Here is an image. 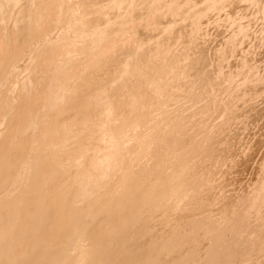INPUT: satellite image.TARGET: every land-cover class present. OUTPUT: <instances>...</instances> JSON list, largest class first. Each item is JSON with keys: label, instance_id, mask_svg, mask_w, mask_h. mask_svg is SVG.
I'll return each instance as SVG.
<instances>
[{"label": "bare ground", "instance_id": "6f19581e", "mask_svg": "<svg viewBox=\"0 0 264 264\" xmlns=\"http://www.w3.org/2000/svg\"><path fill=\"white\" fill-rule=\"evenodd\" d=\"M57 1L58 0H55V2H53V0H52L53 3L50 1L52 4L50 5L49 4L50 2H49L48 3L49 6L47 5L46 10L44 11V9H43V11L45 12L46 15L42 11V13L44 14V16L41 17V19H40L42 21H40L39 19L37 21L38 26H39L38 22L41 23L40 24L41 25L40 26V33L38 31H36V29L39 30V28L35 27L36 28V29H34V31H36L35 35L33 33L34 31L32 32L33 29L31 30L32 34L29 35V36L33 35V38H32L33 41L36 40L34 42V43H36L35 46L33 47L34 50H31L30 54H27V55H30V58H28V59L33 60L31 64L33 66L32 70L33 71L36 70L35 75L34 76L26 75L19 82V84H21L23 86V89H24L23 96L21 98H17V99L11 98L10 101L7 100L3 106L4 111L0 110V127L1 126L4 127L2 130H0V264H229V263H227L229 260H226V259L229 256V254L231 253V251L234 250L233 251L235 253L234 255L238 256V254H240V252L242 253V251H241L242 248L234 249L232 244L235 245L236 243L234 244V241L229 239L230 234L228 235L229 240H225L224 239L225 237H223V236H217L216 233L220 232L217 230L218 229L217 227H216L217 232H215V233L212 232L213 233L212 236H214V237L216 236V238L215 239L213 238L212 242L208 243V244H210L208 246V248H206L207 246H205V248L207 249V250H205V252L202 251V253H201V251H200V253H201L200 255H202V257H200L199 259H197L198 261H196V253H198V250H199L198 249V250H196L197 252H195V254H194L195 259L191 260L193 257V256L191 257V255H193V253L192 252L189 253L191 251V249L189 251L190 247L187 248L188 243H186L187 246L184 245L185 243L183 242V238L181 239V235H182L181 233L184 234V231L182 230L183 229L182 226L178 224V223L182 222L180 220L182 217L188 216L187 213H183V211L185 210V207L180 208V207H183L182 204H183L184 200L182 199V202H179L181 199L178 201L180 203V206H178V207H177V203H176V201H177L176 197H178V194L180 196L181 195L180 193H183L182 192L183 189L181 190V188H180L178 194H176L175 190H173V188L175 186L172 187L171 184H169L166 181L165 182L158 181L159 177L163 176L162 175L163 173L161 174V172L164 171V170L162 171L163 166L166 167L165 165L167 164V160L169 161V159H166V157L169 158L168 156L175 154L177 150H179V151H181V149L183 150V146L187 145V143H188V145H190L191 142L185 141V140H183V142H182V139H181V141H178V138L175 135L178 143L177 144L173 143L174 144L173 148H176V151H173L172 149H171L172 150L171 151L169 148H166L165 150L157 149L158 152L157 153L154 152V153H156V156L151 154L152 156H155V157H154V159H152L153 161L151 163H149L148 159H147L148 161L146 160V162H145V160H143L142 157H137V154L140 152L139 153L140 155L143 154L142 156H145L144 153L142 152V151H145L143 149H146L145 147L152 145L151 143H149V140H150L149 138H151L150 133L158 134L162 125L164 126V124H162V122L166 117L163 116V118L165 117L164 119L159 118L160 120H158V121H160L162 124V125L160 124V126H161L160 128L157 126L158 121H157V125H155V123H154L153 125H155V126H153L151 123L148 124L147 120H146L145 123L148 125L145 124V126H143L141 124L142 126L139 125V127H138V128H141L142 130L143 129H145V131L147 130L146 132L143 133L139 130V132H141V133L138 132L139 133L138 136H137V133H136V135L135 134L133 135L131 133L130 137L127 135L128 133L126 132V130L128 131L131 128L130 123H128L126 121L132 120V123H137V118L134 117L135 113L129 114L130 111L128 110V108L130 109V106H133L132 109L134 110V107H135V109H137L139 107L141 108V106H142V110H143V106L146 105L147 103L149 105H151L152 101H153L152 100L153 97L151 99L152 101L150 100L151 94L155 96V92L160 91L161 87H164L163 89H165V86H167L168 84L170 85V83L171 84L173 83L171 86L175 87V88L172 87V89L174 88V90L172 91V89H171V92L167 94V95L170 94V97L168 96L169 97V98L167 97L168 99L165 98L166 100H168V101H166V102H168V104L164 103L165 107L163 106V109H161L162 107L160 104V110L163 111L162 112L163 115H165V114L168 115L169 111H167V110L173 109L172 105L174 103L173 102L174 99L171 100V98L173 96L177 97L176 98L177 102L175 101L176 105H177V103L179 104L180 99L185 100L189 96H191L190 94H192V99H194L195 97H193V93L196 90L198 91V88L202 87L205 84V81L200 80V78L198 79L201 81V82L199 81L200 83H196L195 80H194V82L190 81V80H192V78L191 79H188V78L183 79L181 77L182 79H178V78H180V76L178 78H173L175 76V75H173L174 69L172 70L170 68H166L169 64H167L166 67L163 66L164 65L163 62L165 60L162 61L164 59L162 57V55H164V54H162V51L165 48H162V44H165L166 42L169 43L171 40L175 39L176 36H178V34L181 32V31L180 32H178V31L182 30L181 29L182 27H180V26H184L181 24L182 21L175 23L174 19H173V22L175 23V25L174 24L173 25L175 28L173 30V33H169V34H167V36H163V35H165L163 32H161L163 34H160L158 32L159 30L156 31V32H158V34L162 35L161 36L162 38L160 41H157V42L154 41L157 44L153 43V44H155L153 46H150L151 44L147 45L146 43L140 45V42L138 44L136 41V39L138 37L140 38V35H142V38L146 39L147 42H149L150 39H152V40H150L152 42H153V39L154 40L156 39L153 37V35L151 36L152 31L154 33V36H155V34H156V37H158V36H157V33L154 32V30H155L154 29L155 27H153V26H155L154 24L153 25L151 24L153 29H148L150 25H146L148 23L147 19H146L147 23L146 24L143 23L142 25L143 26L145 25V27L148 26V28L147 27L144 28L142 25L139 26L138 23H137L138 25L135 24L136 23L135 20L138 18V16L140 19L141 18L140 15L143 12L142 11L140 14H136V15H138L136 17V19L132 18L133 14H134L133 9H135L134 6H135V4H137V2L139 0L136 3H135V0H115L116 3L115 2H114L115 4L113 3L114 5L111 6L112 8H110V6H109V8H107L106 11H105L106 8L105 9L102 8L103 11L105 12V19L106 20H104L102 18L103 13H101V12L99 13V9H98V11L96 10L95 13H92L91 9L94 8L95 4L93 5L94 2H91V0L90 1L78 0V2H76V1L74 2V0H63V2H62L63 3L62 7H64L63 12L64 13L65 12L71 13V11H72L71 15H69V16H72L74 12L82 11L81 9H84L85 15H87L89 17L90 16L93 17L95 15V17L98 16L96 18H101V19L100 20H98V19L97 20H95V19L94 20L93 19L92 20L91 19L85 20V24L88 21V25H86L79 33L80 36L78 38L83 39L80 41L86 42V43L90 44L91 46L84 47L83 45H81V47L73 48L71 46V43H69L70 37L67 35V31H66V28L68 26L67 25L63 26L64 24L62 23L63 24L62 26L64 27V33L60 36V38H59L60 41L57 40L59 42V44H58L59 46H57V44H54L52 47H49V46H46L47 44L45 43V41H42L43 39L41 40L40 37H41V35L49 37L51 35V33L53 32V29H55V27H56V26L53 27V25H55V24L52 21L55 22L56 20H58L57 18H58L59 13L57 11V4H58ZM92 1H94V0H92ZM97 1H99V0H97ZM111 1H113V0H111ZM140 1H142V0H140ZM164 1H167V0H164ZM170 1L171 0H169V2ZM183 1H185V0H183ZM204 1H203V3H204L203 7H201L202 5L201 6L197 5L200 8H196L193 11V14L190 15V18L192 17V19H193V18L197 17L196 16L197 12H198V15H200L199 13H201V15H200L201 20L199 19V21L202 24H204V22L208 19H206L204 21L203 19H205V18H203L202 16L204 15V17H205V16L209 15V13L205 15V12H210L211 10L213 12V11L218 10V12L216 11V13L218 14V17H217L218 21L221 20L222 17L225 15H226V17H229L232 13L231 11L229 13V10L228 11L223 10L224 8L228 9V5H230L229 7H231V3H232L231 0H206V5H205ZM235 1H237L238 3L240 2V0H235ZM260 1L263 2L264 0H251L250 2L251 3H255V2L257 3ZM33 2H31V3H33ZM38 2H40V0ZM149 2H150V0H149ZM163 2H162V4H163ZM242 2H243V0H242ZM244 2H245V0H244ZM36 3H35V5H36ZM185 3L186 2H183L184 5H185ZM236 3H233V4L235 5ZM138 4L142 5L143 3L139 2ZM150 4H152V1L150 2ZM150 4L148 3V5L146 7H144L145 8L144 11L146 10V12H143V14L145 13V16L146 15L149 16V13L154 12V10L152 8L151 9L153 11L151 9H149ZM153 4L155 6L154 0H153ZM167 4H168V2H167ZM170 4L173 5V6H171L172 7L171 9L175 11V10L179 9L180 5H182V1L181 0H174V1L170 2ZM33 5H34V3H33ZM59 5H61V3ZM156 5L158 6V2ZM165 5H166V3H165ZM165 5L163 6L164 7L163 8L159 4V11H160V9H161V11H162V9H165ZM29 6H30L29 0H0V66L4 60L6 63V58H8L7 56L9 55L10 50H8V47H9V41L8 40L13 37L14 34L12 35L11 30L15 26L14 25L13 27H11V24L12 25L17 24L18 26L22 24V29H23V27H24L23 22L29 20V18L27 19V17H29V16L31 17L34 12L36 13V11H34L32 9L33 7L30 8L31 6L30 7ZM41 6H43V5H41ZM204 6H205V8H204ZM259 6H257V7H259ZM28 7L30 8V10L32 9V11H34L31 15L29 13L27 14L28 9H29ZM35 7H34V9H35ZM167 7H166V9L168 10ZM186 7L188 8V6H186ZM261 7H263L262 4H261ZM114 8L124 9V11L121 10L122 11L121 14L119 13L121 20L128 13V16H125V18L127 17L126 20L124 19L125 21L121 22V20L119 19L121 22V23L119 21H118L119 23L117 22L119 25L120 24L125 25L126 23H129V25L131 24L130 28H129V26H127L128 28L124 27V28H126V30H124L123 26H122L123 33L120 35L118 34L116 36V38H114V36L112 37V35L114 33L110 32L111 26H113V24H115V22H113L112 19H110L109 17L106 16L107 13H110V10H114ZM102 9H100V11ZM141 9H143V8H141ZM38 10H39V7H38ZM41 10L42 9L40 7V11ZM155 10H156V7H155ZM172 10H171V12H172ZM204 10H206V11L202 13V11H204ZM16 11L18 13L17 16L15 15ZM61 11H62V9H61ZM89 11H91V12H89ZM54 12H56V13L53 14ZM164 12H165V10H164ZM167 12H169L168 14L171 15L170 10H168ZM212 12H211V14H212ZM30 13H31V11H30ZM42 13H41V15H42ZM64 13H63V15H64ZM136 13H138V12H136ZM154 13H156V12H154ZM157 13H159V12H157ZM216 13L214 14L215 16L217 15ZM259 13H260V11H259ZM262 13H264V11H262ZM61 14H62V12H61ZM110 14L113 17L115 16L114 12L110 13ZM143 14H142V16L144 18ZM165 14L167 15V13H165ZM165 14H163V15H165ZM25 15H26L25 18L27 20H24L23 16H25ZM36 15H37V13H36ZM152 15L153 14L151 13L149 17H151ZM212 15H209L210 17H208V18H212L213 17ZM256 15H257V13H256ZM260 15L258 14V17ZM147 16H146V18H147ZM34 17L36 18V16H34ZM134 17H135V14H134ZM161 17L162 16L157 17V14H156V16L153 17L154 18L153 21L157 22L156 20L159 19L158 21L161 22V20H160ZM163 17H165V16H163ZM35 18L32 17V20L33 19L35 20ZM64 18L65 17H61L62 20H64ZM182 18H184L183 20L185 21V17L182 16ZM244 18H246V17H244ZM166 19H167V17H166ZM59 20H60V17H59ZM140 20H142V19H140ZM163 20H162V22L164 23L165 20L164 21ZM170 20H172V19H170ZM186 20H187V15H186ZM64 21L68 22L69 20H66V18H65ZM64 21H62V22H64ZM167 21H169V20H167ZM199 21L195 22V23L193 22V25L199 26V24H200ZM237 21H238V19H237ZM251 21H249V23H251ZM31 22L34 23V21H31ZM58 22L59 21H57V23ZM69 22H68V24H70L69 26H71V28H73L75 26L78 27L81 25V24H79L80 19L77 17V14L72 17V20L70 18ZM210 22H212V21H210ZM234 22H235V20H234ZM246 22H247V20H246ZM33 23H32V25H33ZM60 23H59V25L61 26ZM152 23H154V22H152ZM163 23L161 25L162 29L164 28V27H162ZM167 23H170V22H167ZM171 23H172V21H171ZM241 23H243V22H241ZM252 23H254V22L252 21ZM246 24H248V23H246ZM26 25H27V23H26ZM32 25H30V26H32ZM59 25L57 24V27ZM138 26L140 28H137ZM156 26L158 27V25H156ZM237 26H239V25H237ZM114 27L116 28V26H114ZM157 27H156V30L159 29ZM228 27H229V25H228ZM118 28H119V26H118ZM141 28H142V30L144 29L145 31L147 29L151 30V31H149L151 33H149L148 31H147L148 34H147V32L141 33V32H143L142 30H141V32L139 31ZM263 28L264 27H262V29ZM15 29L16 28H14V31H15ZM18 29L19 28H17V30ZM218 29H219V26H218ZM233 29L234 28H233V24H232L230 26L229 30L226 29V31L221 32V29H219L218 31L217 30L216 31H217V34L220 31V34H224V36L226 34L228 36H229V34H230V36H233V34H232ZM238 29H240V28H238ZM25 30L27 31L29 29L27 28ZM25 30H22V31H25ZM112 30L113 29H111V31ZM118 30H117V32L121 31V29H120V31H118ZM188 30H189V28H188ZM246 30H247V28H246ZM19 31H21V29H19ZM58 31H59V29H58ZM175 31L178 32V34H174ZM29 32H30V30H29ZM113 32H114V30H113ZM117 32L115 31L116 34H117ZM164 32L166 33V31H164ZM190 32H191V29H190ZM17 33L18 32H16V34H15L16 36H14V37L20 36L19 34L21 32H19L18 35H17ZM234 33H236V32L234 31ZM22 34L24 35L25 33H22ZM27 34H29V33H27ZM116 34H114V35H116ZM127 35L129 37L130 36L131 37L129 38ZM237 35L238 34L236 33V36ZM244 36H245V34H244ZM20 37H22V36H20ZM26 37H28V36H26ZM190 37H191V35H190ZM39 38H40L39 41H41V43L38 42ZM111 38H113V40ZM23 39H26V38H23ZM27 39L29 40V38H27ZM223 39L225 40V37ZM7 41H8V45H7ZM15 41H18V40H15ZM33 41H32V44H29V45H33ZM57 41H56V43H57ZM62 41H67V43L66 42L63 43ZM163 41H164V43H162ZM47 42L50 43L49 40ZM52 42L53 41H51V43ZM61 42L64 45L61 44ZM144 42H146V41L144 40ZM26 43L28 44V42H26ZM204 43H202V44L205 45ZM260 43H262V42H260ZM13 44L15 45L14 42H13ZM22 44H24V43H22ZM207 44H208V42H207ZM10 45H11V43H10ZM108 45H109V48H108ZM143 45H145V46H143ZM213 45H211V46H213ZM76 46H78V45H76ZM175 46H177V45H175ZM15 47H18V46H15ZM206 47H209V46H206ZM206 47L201 46L200 48L202 50L199 49V51L200 52L207 51ZM27 48L28 47L25 46V48H23V49H27ZM233 48H234V46H233ZM90 49H91V51L88 52V50H90ZM20 50H21V48H20ZM195 50H196V48H195ZM208 50H209V48H208ZM98 51H100L101 53ZM123 51H125V53H126V54H124V56H122V58L124 57V59H125V55H128L126 51H130L133 53H134V51H136L137 55L135 56V53L132 56L129 55L131 57L129 58V56H128L129 59L126 62L124 61V64H123L124 67L121 65V67H123V68H121V70L122 69L125 70V73L121 72V74H120L118 72L119 73L118 76L114 75L115 80L114 79L113 80H114V82H117L116 85L113 84V82L111 83V81H110V83H105V81L107 82V80L110 78L108 77L109 75L108 76L106 75V77H108L107 80L104 79L105 80L104 81L101 79V77H104L103 73L105 71L102 73L103 69L106 70V68H111L113 66L112 62H115L113 60L114 59L113 57H115V55H117V53L123 52ZM137 51H139V52L137 53ZM147 51H150V52H147ZM153 51H156V52H153ZM113 52H115V53H113ZM13 53H14V50H13ZM13 53L10 52V55L13 57L15 55H17L16 52H15L16 54L14 53L15 55H12ZM22 53H24V51ZM22 53L20 52L18 57H20L22 55ZM25 53H27V52L25 51ZM151 54H154V56ZM24 55H22V57H24ZM199 56H200V53H199ZM22 57H20V58H22ZM176 57H177V55H176ZM196 57H198V56H196ZM12 58L10 57V59H12ZM15 58L17 59L16 56H15ZM149 59H152V60L149 61ZM199 59L201 60V58H199ZM8 60H9V58H8ZM14 60H12V61H14ZM18 60H19V58H18ZM18 60H16V61L18 62ZM146 61L149 62V64H147ZM196 61H197V59H196ZM122 62L123 61L121 60V63ZM12 64H14V63H12ZM16 64L14 67L17 66ZM118 64H120V63H118ZM182 64H184V63H182ZM190 65H191V63H190ZM169 66H171V65H169ZM193 66H195V64H193ZM24 67H26V66H24ZM24 67H23V69H24ZM180 67L181 66H179V68ZM184 67H187L186 69L189 68L188 64H185ZM184 67H182L183 70H185ZM208 67H209V65H208ZM7 68H8V66H7ZM30 68H32V67L30 66L29 69ZM118 68H116V70ZM205 68L206 67H204V70H206ZM11 69H13V68H11ZM118 70H120V69H118ZM202 70H201V72H202ZM13 71L15 72L17 70L15 69ZM55 71H56V73L53 75V73ZM166 71H168V74H169L167 80H168V82L169 81H171V82L167 83L165 85L163 83H166V81H167V80H165L167 77L166 76L167 73L165 75L166 77L164 78L165 82H164V80H162L163 81L162 82L159 78L160 77L163 78L164 75L162 76V74L163 73L165 74ZM176 71H175V74H176ZM21 72H22V70H21ZM25 72H26V70L23 71V73H21V74H24ZM113 72H114V70H113ZM196 72H197V70H196ZM211 72H212L211 69L203 71L202 76L203 75L205 76L207 73H211ZM3 73L5 74V72H3ZM3 73H1V74H3ZM18 73H20V72H18ZM57 73H59L60 76H58ZM100 73L103 74V75H101V77H99ZM122 73L127 74L128 76L125 77L124 74L122 75ZM159 73H161V76H159V78H158V75H160ZM185 73H186V71H185ZM188 74H190V73H188ZM195 75H196V73H195ZM198 75H200V74H198ZM228 75H231V74H228ZM10 76H13V75L11 74ZM197 76L195 79H197ZM1 77H4V75ZM6 77H4L3 79L6 80L5 79ZM124 77H125V80H124ZM170 77H172V78H170ZM186 77H188L187 73H186ZM121 78L123 79V81H119V79H121ZM198 80H197V82H198ZM55 81H58L59 84H55ZM2 83H3V81H0V88H2ZM111 84L115 85V86L111 87L110 86ZM148 84H150V85H148ZM98 85H99V88L95 89L96 86H98ZM209 86H210V84L208 85V87ZM167 88L169 89V86H167L166 89ZM203 88H206V90H207L206 86ZM12 89L10 88L9 91H11ZM1 90L2 89H0V95L3 94V91H1ZM180 90H181V92H180ZM203 91H205V89ZM7 92L8 91H6V93ZM161 92H162V90H161ZM52 93L57 94V97L55 99H53L51 97ZM200 93H201V91H200ZM175 97H173V98H175ZM223 98H224V96H223ZM226 98H227V96H226ZM107 99H109V100H107ZM158 99L159 100L155 99L154 101L157 100L159 102L161 98H158ZM21 100H22V102L20 103ZM164 100H161V101H164ZM148 101H151V102H148ZM157 101H156V103H157ZM181 101H183V100H181ZM138 104H140L139 107L136 106ZM216 104H217V102H216ZM152 106H153V104H152ZM157 107L159 108L158 105H157ZM157 107H156V109H157ZM147 108H148V106H147ZM147 108L144 107V110L146 109L145 111H147ZM174 108H175V104H174ZM126 109L129 111L128 114H127ZM132 109H130L131 112H132ZM139 109H137V110H139ZM153 109L156 110L155 108H153ZM176 109L177 108H175V110ZM14 110H16V111L14 113H12ZM10 111H11V115L9 116ZM89 111H90L91 115H93V116H91L90 113L86 114V112H89ZM139 111H141V110H139ZM150 111H152V110H150ZM150 113H152V112H150ZM158 114L157 115L155 114V116H152L154 114H150L152 117L147 115V117H149L148 120H150L152 118L156 122V119H158L157 116H159ZM177 114H179V113H177ZM13 115H14V117H12ZM96 115H97V117H96ZM137 115L140 116V114H136V116ZM144 115L146 116V112L144 113ZM169 115L171 116V114H169ZM172 115L174 116L173 113H172ZM147 117H145V118H147ZM145 118H143V119L145 120ZM44 119H45V121H44ZM152 119H151V122H152ZM175 120H177V119H175ZM80 121L82 122L81 126H79V124H76V122H80ZM164 121H167V118ZM181 121H183V120H181ZM191 122H192V120H191ZM111 123H113V125ZM139 123H141V121ZM170 123H171V121H170ZM166 124L168 125L169 123L167 122ZM118 125H121V126H119V128H118ZM178 125H176V126H178ZM169 126H170V124H169ZM173 126H175V125H173ZM32 127H34V128L32 129ZM95 128H101L102 133L105 135L104 136L105 139L103 140V138H99V141H100V143H102V140H103L102 145H104L105 142H106V144L108 143L109 144L108 146H110L109 148L106 147L104 149V148H102V146H99V145L94 144L92 142V139L93 140L97 139V137H96V139H94L96 135L93 138V134H92L93 132L91 133L92 129L96 130ZM135 128H136V130L138 129L137 127H135ZM165 128H168V127H165ZM206 128H207V126H206ZM161 129H163V128H161ZM124 130H125V132H124ZM180 130H182V129H180ZM10 131H14L15 134L10 136L9 135ZM206 131H207V129H206ZM51 132H52V135L49 136V134ZM174 132H176V131H174ZM180 133H181V131H180ZM95 134H96V132H95ZM154 134H153V139H154ZM159 134H161V131ZM215 134H217V133H215ZM190 135L191 134H189V137H190ZM184 137H185V135H184ZM147 138L149 139L148 142H146ZM176 138H175L174 142H176ZM153 139H152V141H153ZM191 139H192V137H191ZM217 139H218V137H217ZM179 140H180V137H179ZM133 141H135V142H133ZM165 141H167V140H165ZM154 143H156V142L154 141ZM162 143H164V142H162ZM169 143H167V144H169ZM149 144H151V145H149ZM125 145H128V146L124 149L123 147ZM139 146H142V148L140 150H138V149L136 150V148L137 147L139 148ZM254 147H256V146H254ZM178 148H181V149H178ZM191 148H193V147H191ZM93 150H95V151H93ZM194 150L195 149H193V151ZM92 151L94 154H91ZM150 151H152V149ZM179 151H177V152L179 153ZM141 152H142V154H141ZM147 153H148V151H147ZM190 153L192 154V151ZM253 153H255V152H253ZM182 154L184 155L183 152H182ZM151 155L149 157L153 158ZM205 155H207V154H205ZM149 157H147V158H149ZM175 157H176L175 155H174V157L172 155V158H174V160H173L174 162L176 160ZM177 157H179V154ZM182 159H181V161H182ZM215 160H217V158ZM171 161H172V159L170 160V162ZM183 161H186V160H183ZM219 161H216V162L219 163ZM174 162H172V163H174ZM186 162H188V161H186ZM144 163H145V165L143 166ZM146 163H147V165H146ZM150 164H151V166H153V168L150 166ZM207 164L208 163H206L205 166H207ZM159 165H160V167L162 166L161 167L162 169H158ZM167 165H169V164H167ZM182 165H184V164H182ZM215 165H216V163H215ZM221 165H223V164H221ZM149 166H150V168H152L154 170H152V169L150 170ZM175 166H177V165H175ZM217 166H219V165H217ZM217 166L215 167L213 165V169L214 168L216 169ZM224 166H226V165H224ZM190 167H191V165H190ZM248 167H249V165H248ZM156 168H157V170H155ZM175 168L173 167V170ZM182 168H184V166ZM202 168L204 169L203 165H202ZM206 168H207V171L211 172L210 171L211 169L208 170V167H206ZM168 169H170L169 166H168ZM189 169H188V171H189ZM198 169L200 170V168H198ZM223 169H225V168H223ZM227 169L229 170V168H227ZM227 169H225V170H227ZM232 169H231L230 173H232ZM240 169H242V168H240ZM158 170L161 171L160 172L161 176L158 177V175H160V174H158L157 176H154L156 172H153V171H158ZM184 170H186V169L184 168ZM194 170H197V169H194ZM218 170H219V168H218ZM218 170H217V172H219V173H220V171H222V170H220V171H218ZM236 170H235V172H236ZM238 170H239V168H238ZM178 171L181 172V169ZM192 171H193V169H192ZM151 172H153L154 175H152L150 177L149 173H151ZM166 172H168V170L166 171V169H165V173ZM180 172H177V173H180ZM199 172H201V170ZM196 173L198 174V171ZM214 173H211V175H213ZM74 174H77V176H80V177H76L73 179L72 177ZM170 174L171 173H169V175H168V173H167L166 175L168 176V178L171 177L172 178L171 180L173 182L176 178L173 180L174 176L172 177ZM190 174H192V173H190ZM203 174H205V173H203ZM226 174H227V172H226ZM226 174H225V176H226ZM209 176L206 175V177H209ZM220 176L222 177L223 175L221 174ZM178 177H179V175H178ZM182 177L180 176V180ZM190 177H191V175H190ZM198 177H200V176H198ZM203 177H205V176H203ZM24 178H25V183L23 185H21L22 186L21 187L20 182L22 183V181H23L22 179H24ZM165 178H167V177L165 176ZM188 178H189V176H188ZM201 178H202V176H201ZM201 178L198 180L199 182H200ZM218 178L219 177H217V179ZM232 178L230 179L228 177V180L225 179V182L227 180V184H229L230 182L232 183V181H233ZM162 179L164 180V178H162ZM167 179H165V180H167ZM185 179L183 178V180H185ZM202 179H205V178H202ZM214 179H212V180H214ZM176 180L178 182H180L179 179H176ZM207 180L209 181L208 178H207ZM190 181H191V179H190ZM210 181H211V176H210ZM159 182H163V183L162 184L160 183L161 185L159 186V184H158ZM169 182H171V181H169ZM176 182L173 184H178ZM200 183H203V182H200ZM210 183L211 182H209L208 184H210ZM213 183H215V182H213ZM223 183L224 182L222 181V183H220V184L222 185ZM186 184H188V189H189V183L186 182ZM199 184H197L198 186L195 184L194 185L199 187ZM215 184H217V182ZM182 185H184V183ZM201 185H202V188L204 187V189L199 190V191H198V189H196L197 191L192 193L191 196H190V194H188V192H185L188 194V196H190V198L187 199L188 202H184V203H186V205L188 204V206H190L189 204L193 203L195 200H198L200 197H202L201 196L202 193H207V195L211 196L213 200L215 198L219 197V196H217L218 195L217 192H219V189H220V187L218 185H212V184L207 185L206 184L207 185L206 188H205V186H203V185H205L204 183ZM225 185H226V183H225ZM177 186H179V185H177ZM19 187H21V189L16 193V191ZM27 187H29L31 189H29ZM175 188H177V187H175ZM182 188H184V187H182ZM200 188H201V186H200ZM190 190H191V188H190ZM192 191H194V190L192 189ZM171 192H173V194L175 193V195L172 196ZM261 193H262V191H261ZM76 194H78V197H76ZM187 194H186V196H187ZM249 195H251V194H249ZM8 196H9V199L7 198ZM262 196H264V195H262ZM5 197L8 200L5 199ZM231 197H233V196H231ZM180 198H181V196H180ZM182 198H184V197L182 196ZM237 198H238V196H237ZM219 199H217V200H219ZM224 199H225V197H224ZM233 199H234V197H233ZM239 199L240 198H238V201L241 203V200H239ZM242 199H244V198H242ZM255 199H257L256 196H255ZM255 199L253 200V202H255ZM218 202L220 204V201H218ZM248 202H249V200H248ZM259 202H261V199ZM259 202H258V205H260ZM216 203H215V205H216ZM237 203L235 202L236 205H237ZM243 203H244V201H243ZM213 204H214V202H213ZM221 204H222V202H221ZM246 204H247V202H246ZM248 204H251V203H248ZM184 206H185V204H184ZM241 206H243V205H241ZM203 207H204V204L202 203V208ZM247 207H248V205H247ZM206 208H203V209H206ZM242 208H245V207H240L239 209H242ZM260 208H261V206H260ZM203 209H200L197 212H200V211L202 212ZM243 210H245V209H243ZM247 210H249V209H246V212H247ZM250 210H251V208H250ZM250 210L248 213H250ZM185 211H187V210H185ZM203 211H205V210H203ZM212 211H210L211 215H212ZM238 212L240 213L241 210H239ZM189 213H194V212L192 211ZM216 214L219 215L221 213H216ZM195 215H197V214H195ZM201 215H202V213H201ZM248 215H251V214H247V216ZM199 216H200V214H199ZM219 216H221V215H219ZM235 216H234V218H235ZM9 217H12V220L9 219ZM204 217L208 218V215L204 216ZM223 217L221 220H223ZM229 217L231 218V216H228V218ZM232 217H233V215H232ZM236 217H238V214ZM239 217L241 218V216H239ZM188 218L189 217H187V219ZM202 218L200 217V219L199 218L198 219L201 220ZM219 218H217V219H219ZM228 218H226L225 220H227ZM234 218H232L231 220H233ZM196 219H197V216H196ZM198 219H197V221H198ZM210 219H213V218H210ZM179 220L181 222H178ZM182 220L186 221V218H182ZM189 220H191V218ZM237 220L238 219L236 218L235 222H237ZM207 221H208V219L206 220V222ZM212 221L213 220H211V222ZM215 222L216 221L214 220V223ZM227 222H228V220H227ZM230 222L233 223L232 221L229 220L228 223H230ZM196 223L198 224L199 222H196ZM196 223H193L192 225L196 226L197 225ZM224 223L226 224V221ZM204 224H205V222H204ZM182 225H184V224H182ZM198 225H200V224H198ZM220 225H221V223H220ZM222 225H224V224H222ZM239 225H240V222H239ZM239 225H235V226H237V228H238ZM186 226H187V224L185 225V227ZM202 226H204L203 223H202ZM202 226L200 225L199 228H201ZM231 226H232V224H231ZM187 227H190V226L188 225ZM192 227H190L191 228L190 230H193ZM193 228L197 229V227H193ZM220 228H221V226H220ZM228 228L230 229V227H228ZM232 228H233V232L235 233L234 230L236 228L234 227V224H233ZM259 229H260V231H262L261 227ZM202 230L203 229L201 228V231ZM219 230H221V229H219ZM225 230H226V228H225ZM253 230H254V228H253ZM256 230H258V228ZM221 231H223V230H221ZM188 232H189V229H188ZM225 232H227V231H225ZM225 232H224V234H225ZM248 232H249V229H248ZM254 232H255V234L257 233V231H254ZM199 233H200V231H199ZM185 235L186 234H184L183 236L186 240L188 237H185ZM208 235H210V234H208ZM226 235L227 234H225V236ZM232 235H233V233H232ZM250 235L253 236L254 233L252 232V234H250ZM260 235H261V233H260ZM260 235H259V237H260ZM187 236H190V235L187 234ZM249 236H248V238L252 237V236L251 237H249ZM254 236L256 237L257 235H254ZM210 237H211V235H210ZM245 237H247V236H244V240H245ZM248 238H247V240H249ZM252 238L255 239L254 237H252ZM200 240L202 241V239H200ZM210 240H211V238H210ZM210 240L208 239V242ZM237 240H239V239H236V241ZM255 240H253V241H255ZM261 240L262 239H260V241ZM187 241H188V239H187ZM201 241H199V242L201 243ZM206 241H207V238H206ZM253 241H252V243H254ZM191 242L192 243H190V241H189V243L191 245H193V241H191ZM248 242L251 243L250 241H248ZM248 242L247 243L244 242V243L247 245ZM261 242H263V241H261ZM241 243H242V241H241ZM196 244L199 245V243H195V245ZM201 245H203V244H201ZM239 245H240V243H239ZM262 245H261V247H262ZM247 246H249V244ZM258 246H259V244H258ZM198 247H196V248H198ZM251 249L252 248H250V250ZM263 249H264V246H263ZM246 250L248 251L249 249H246ZM256 250H257V248H256ZM247 251L245 252V254L247 253ZM232 254L233 253H231V255ZM249 254H250V252H249ZM262 254H263V252H262ZM234 255H232V256H234ZM255 256L256 255L254 254V257ZM261 256H264V255H261ZM249 257H250V255H249ZM249 257H248V259H249ZM197 258H198V255H197ZM230 258L232 259V257H230ZM234 258H235V256H234ZM234 258L232 259L233 260L232 262H234ZM231 259H230V261H231ZM238 259H240V258H238ZM251 259L253 260L254 258H251ZM200 260H202V261H200ZM243 260H244V258H243ZM199 261H200V263H199ZM241 263H243V262H241ZM241 263H239V264H241ZM248 263H249V261H248ZM256 263L257 262H255V264Z\"/></svg>", "mask_w": 264, "mask_h": 264}, {"label": "rangeland", "instance_id": "374dc122", "mask_svg": "<svg viewBox=\"0 0 264 264\" xmlns=\"http://www.w3.org/2000/svg\"><path fill=\"white\" fill-rule=\"evenodd\" d=\"M34 1V2H33ZM29 0V2H30V8H32L34 11H36V13H37V15H36V13L34 12V11H32V9L30 10V8L28 9V12H27V14L29 13L30 15L32 14V16L30 17H27V19L29 18V20H27L25 17H26V15L25 16H23L24 17V20H27V21H24L23 23V29H22V24L21 25H17V24H11V27H13L14 25V27H13V29L11 30L12 32V35H13V37L14 36H16L15 34H16V32H18L17 33V35L19 34V32H21L19 35L20 36H22V37H20V36H17V37H12V38H10L8 41H9V47H8V50H10L9 51V55L7 56L8 58H9V60H8V58H6V63H5V60L1 63V66H0V74L1 73H3V72H5V74L3 73V74H1L0 75V81H3V83H2V88H0V89H2L1 91H3V94H1L0 95V110H3L4 111V109H3V106H4V104H5V102L7 101V100H11V98H21L22 96H23V94H24V89H23V86L21 85V84H19V82L26 76V75H30V76H34L35 75V73H36V70L35 71H33L32 69H33V66H32V59L30 60V59H28V58H30V55H27V54H30V51L31 50H34V46H35V44L36 43H34L36 40H32V38H33V35H31V36H29L30 34H32V32L34 31V29H36V28H39V30L38 29H36V31H38L39 33H40V22H38L39 23V26H38V24H37V21H38V19L40 20L41 19V17H43L44 16V14H45V10H46V8H47V5L49 6V4L51 5L53 2H55V0H53V2H52V0H40V2H38L39 0ZM52 3H51V2ZM78 2V0H74V2ZM85 1V0H84ZM88 1H90V0H88ZM138 0H135V3L137 2ZM152 1V4H150V2ZM164 0H154V3H155V6H154V4H153V0H150V2H149V0H142V1H138L137 2V4L140 2V3H143L142 5L141 4H135V6H134V8L135 9H133L134 11H133V13L135 14V17H134V14H133V16H132V18L133 19H136V17L138 16V15H136V14H140L142 11L143 12H146V10L144 11V7H146L147 5H148V3L150 4V8L149 9H153L154 10V12H156V13H154V12H151L153 15L151 16V17H149L150 16V14L151 13H149V16H147V18H146V16H145V13L143 14V12L141 13V18L140 19H142V20H140L139 19V16H138V18L135 20L136 21V23L135 24H139V26H141L143 23H147L146 22V19H147V21H148V23L146 24V25H150L151 26V24L153 25H155V26H153V27H155L154 29V32L155 33H157V36L158 37H156V34H155V36H154V33H153V31H152V34H151V36L153 35V37L154 38H156L155 40L153 39V42L152 41H150V40H152V39H150L149 40V42H147V40L146 39H144V38H142V35H140V38L138 37L137 39H136V41H137V43L139 44V42H140V45L141 44H144V43H146L147 45H150V46H153V45H155V44H153V43H156L157 41H160L161 40V36L162 35H160V34H165V35H163V36H167V34H169V33H173V30H174V25H175V23H178V22H181V24L182 25H184V26H180V27H182L181 29L182 30H179L178 32H180L179 34H178V32H176L175 31V33L174 34H178V36H176V38L175 39H173V40H171L169 43L168 42H166L165 44H162V48H165L163 51H162V54H164V55H162V57L164 58L162 61H164L163 63H164V67H166L167 66V64H169V65H171V66H167L166 68H170V69H174L173 70V75H175L173 78H178L179 76H180V78H178V79H186V78H188V79H191L192 78V80H190V81H192V82H194V80H195V82L196 83H200L201 81L200 80H204L205 81V84L202 86V87H200V88H198V91L196 92H194L193 93V97H195L194 99H192V94H190L191 96H189L187 99H180V102H179V104L177 103V105H176V103H175V101H176V98L177 97H175V96H173V97H175V98H171V100L172 99H174L173 100V105H172V107H173V109H170V110H167V111H169V114H171V116L169 117L167 114H165V115H163V111H161L160 110V104H161V109H163V106L165 107V105H164V103H166V104H168V102H166V101H168V100H166V99H168L169 97H170V94L169 95H167L168 93H170L171 92V89H172V87H174V86H171L172 84L170 83L171 81H169L168 82V80H167V78H168V71H166L165 72V74L163 73L162 74V76L164 75V77L162 78V77H160L159 78V76H161V73H159L160 75H158V78L162 81V80H164V78L166 77V79L165 80H167L166 81V83H163V84H167V83H170V85L168 84L167 86H169V89L167 88L166 89V87L167 86H165V89H163L164 87H161L160 88V91H157V92H155V96L154 95H152L151 94V98H150V100L152 99V97H153V101H152V104H153V106H152V104L151 105H149L148 103L146 104V105H144L143 106V110H142V106H141V108L139 107V105L140 104H138V105H136L137 107H139V108H137V109H139V110H141V111H139V110H137V109H135V107H134V110L132 109L133 108V106H130V109H132V112H131V110L128 108V110L130 111H128L127 109H126V111H127V114H128V112H129V114H133V113H135V115H134V117H136L137 118V123H132V120H128V121H126V122H128V123H130V130H126V132L128 133L127 135L130 137V134L132 133L133 135L135 134L136 135V133H137V136H138V134L139 133H141V132H146L145 131V129H141V128H138L139 127V125H143V126H145V121L147 120V123L149 124V123H151L152 125L155 123V125H157V121L158 120H160V119H164L165 117L167 118V121H164V120H166V118L163 120V122H162V124H164V126L161 124V122L160 121H158V127L160 128L161 126H160V124L162 125V127L161 128H163V129H161L160 128V131H161V134H159L160 133V131H159V133L158 134H154V139H153V134L152 133H150V137L153 139V141H152V139L151 138H147L146 140V142H148V140H149V143H151V144H149V145H151V146H147V147H145L146 149H143V150H145V151H142L143 153H144V155L145 156H142L143 154H142V152H141V154L142 155H140L139 153L137 154V157H142L143 158V160H145V162H146V160L148 159L149 160V163H151L153 160L152 159H154V157L156 156V153L158 152V150L157 149H162V150H165L166 148H169L170 150L172 149L173 151H176V148H173L174 147V144L176 143H178V141H181V139H182V142H183V140H185V141H190L191 143H190V145H188V143H187V145H185V146H183V150L181 149V148H178V149H181V151H179V150H177V151H179V153L176 151V153L175 154H172L173 155V157H174V155L176 156L175 158H176V160H175V162L173 161L174 160V158H172V155L170 156H168L169 158H167L166 157V159H169V161L167 160V164H169V165H165L166 167H164L163 166V169L160 167V165L158 166V169H162V171L163 172H161L160 170H158V171H153V172H158L157 174L155 173V175H154V173L153 172H151V173H149V175H150V177L152 176V175H154V176H157L158 174H160V172H161V174L163 175V176H161V174L160 175H158V177L159 176H161V177H159V180L158 181H163V182H168L169 184H171V186L172 187H177V188H173V190H175V192H176V194H178V192H179V190H180V188H181V190L183 189V193H180L181 195V198H180V196H179V194H178V197H176V199H177V201H176V203H177V207L178 206H180V203L179 202H182V199L184 200L183 201V207H180V208H184L185 207V210H187V211H183V213H187L188 214V216L187 217H189L188 219H187V217H182V218H186V221H183L182 220V218L178 221V222H181V223H178L179 225H181L182 226V230L184 231V234H186L185 235V237H188L187 239H188V241H187V239L185 240V238H184V234L183 233H181L180 235H181V239L183 238V242L185 243L184 245L185 246H187V248L188 247H190L189 248V251H190V249H191V251L189 252V253H193V255H191V257H192V259L191 260H194L195 259V252H197L196 250H198V253H196V261H198L197 259H199L200 257H202V255H200L201 253H202V251H204L205 252V250H207L206 248H208V246L210 245V244H208V243H210V242H212V240H213V238L215 239L216 238V236L214 237V236H212L213 235V233H215V232H217V230L218 231H220V232H218V233H216L217 234V236H223V237H225L224 239L225 240H229V239H231L232 241H234V244L235 245H233L232 244V246L234 247V249H236V248H242L241 249V251H242V253L240 252V254H238V256L237 255H234L235 253L233 252L234 250H232L231 251V253H233L232 255H234L235 256V258H234V256H232L231 255V253L229 254V256L227 257V259L226 260H229L227 263H229V264H239V263H241V262H243V263H241V264H255V262H257L256 264H264V256H261V255H264V249H263V246H264V196H262V195H264V28L262 29V27H264V13H262V11H264V1L262 2V1H260V2H255V3H251L250 1L251 0H245V2H244V0H243V2H242V0H240V2L238 3L237 1H233V0H231V7L233 8H231V7H229L230 5H228V9L226 8H224L223 10L224 11H228L229 10V13H230V11L232 12L231 13V15L229 16V17H226V15L225 16H223L222 17V19L221 20H219L218 21V19H217V17H218V14L216 13V11L218 12V10H216V11H213L212 12V10L210 11V12H205L206 10H204V11H202V13L203 12H205V15L206 14H208L209 13V15H212L213 17L212 18H208V17H210L209 15L208 16H205L204 17V15L202 16L203 18H205V19H203L204 21L206 20V19H208V20H206L205 22H204V24H202L200 21H199V19H200V15H201V13H199L200 15H198V12H197V14H196V16L197 17H195V18H193L192 19V17L190 18V15H192L193 14V11L196 9V8H200L199 6H197V5H202L201 7H203V1L204 0H185V1H183V0H181L182 1V5H180V7H179V9H177V10H172L171 8V6H173L172 4H170V2H172V1H174V0H171L170 2H169V0H167V1H164ZM200 1V2H199ZM202 1V2H201ZM31 2H33L34 3V5H35V3H36V7L33 5V3H31ZM45 2V3H44ZM50 2V3H49ZM58 2V4H57V11H58V20H56L55 22L54 21H52L55 25H53V27L54 26H56L55 27V29H53V34L51 33V35L48 37V36H42L41 35V40L42 41H45V43L47 44L46 46H49V47H52L54 44H57V46H59L58 44H59V42L58 41H60V36L64 33V27L63 26H68L67 28H66V31H67V35L70 37V39H69V43H71V46L73 47V48H76V47H81V45H83L84 47H89V46H91L90 44H88V43H86V42H83V41H80V40H83V39H81V38H78L79 36H80V31L86 26V25H88V21L86 22V24H85V20H89V19H95V20H100L101 18H96V17H98V16H96L95 17V15L93 16V17H89V16H87V15H85V13H84V9H81L82 11H77V12H74L73 13V15L72 16H69V15H71V13H72V11H71V13H68V12H63V8L64 7H62V5H63V0H58L57 1ZM91 2H94L93 3V5H94V8H92L91 9V11H92V13H95V11L97 10L98 11V9H99V13L101 12V13H103V15H102V18L104 19V20H106L105 19V12L103 11V9L102 8H106L105 9V11L107 10V8H109V6H110V8H112L111 6H113L115 3H116V1L115 0H113V1H111V0H99V1H92L91 0ZM115 2V3H114ZM157 2H158V6L156 5L157 4ZM160 2V3H159ZM162 2H163V4L165 5V3H166V5H165V9H162V11H161V9H160V11H159V4H160V6L161 7H163L164 5L162 4ZM167 2H168V4H167ZM183 2H186L185 3V5L183 4ZM188 2V3H187ZM191 2V3H190ZM196 2V3H195ZM205 2V5H206V0L204 1ZM237 2V3H236ZM44 3V4H43ZM49 3V4H48ZM61 3V5H59ZM100 3V4H99ZM114 3V4H113ZM147 3V4H146ZM199 3V4H198ZM202 3V4H201ZM233 3H236L235 5L233 4ZM246 3V4H245ZM259 3V4H258ZM262 4V6L263 7H261V4ZM32 4V5H31ZM109 4V5H108ZM208 4V3H207ZM230 4V3H229ZM233 4V5H232ZM249 4V5H248ZM252 4V5H251ZM257 4V5H256ZM38 5V6H37ZM41 5H43V6H41ZM98 5V6H97ZM163 5V6H162ZM242 5V6H241ZM248 5V6H247ZM260 5V6H259ZM46 6V7H45ZM59 6V7H58ZM168 6V7H167ZM186 6H188V8L186 7ZM191 6V7H190ZM246 6V7H245ZM255 6V7H254ZM257 6H259V7H257ZM34 7H35V9H34ZM38 7H39V10H38ZM40 7H41V11H40ZM43 7V8H42ZM155 7H156V10H155ZM166 7L168 8V10H170V14L171 15H169L168 13L169 12H167L168 10L166 9ZM193 7V8H192ZM241 7V8H240ZM254 7V8H253ZM62 9V11H61V9ZM97 8V9H96ZM141 8H143V9H141ZM158 8V9H157ZM164 8V7H163ZM183 8V9H182ZM204 8H205V6H204ZM239 8V9H238ZM252 8V9H251ZM261 8V9H260ZM43 9H44V11H43ZM94 9V10H93ZM100 9H102L101 11H100ZM151 9V10H152ZM174 9V8H173ZM187 9V10H186ZM260 9V10H259ZM38 10V11H37ZM121 10H123L124 11V9H120V8H114V10H110V13H113L114 12V14H115V16L113 17L110 13H107V17H109L110 19H112V21L113 22H115V24H113V26H111V29H113L114 30V32H113V30L111 31V29H110V32H112V33H114V34H116L115 33V31L117 32V30L118 31H120V29H121V33L120 32H117V34L116 35H112V37L114 36V38H116V36L119 34H122L123 33V30H122V26H123V29L124 30H126V28H128L127 26H129V28L131 27V24L129 25V23H126L125 25H123V24H118L119 22H120V15H119V13L121 14ZM136 10V11H135ZM152 10V11H153ZM158 10V11H157ZM164 10H165V12H164ZM171 10H172V12H171ZM238 10V11H237ZM30 11H31V13H30ZM42 11H43V13H42ZM91 11H89V12H91ZM112 11V12H111ZM140 11V12H139ZM186 11V12H185ZM190 11V12H189ZM236 11V12H235ZM256 11V12H255ZM259 11H260V13H259ZM61 12H62V14H61ZM70 12V11H69ZM136 12H138V13H136ZM157 12H159V13H157ZM162 12V13H161ZM211 12H212V14H211ZM217 14L216 16L214 15L215 13ZM39 13V14H38ZM41 13H42V15H41ZM56 12H54L53 14H55ZM63 13H64V15H63ZM77 14V17L80 19V22H79V24H81L80 26H75V27H73V28H71V26H69L70 24H68V22L70 21V18H71V20H72V17L74 16V15H76ZM162 15H161V14ZM165 13H167V15L165 14ZM179 13V14H178ZM185 13V14H184ZM187 13V14H186ZM191 13V14H190ZM235 13V14H234ZM237 13V14H236ZM241 13V14H240ZM252 13V14H251ZM254 13V14H253ZM256 13H257V15H256ZM262 13V14H261ZM61 14V15H60ZM67 14V15H66ZM126 14V13H125ZM124 14V15H125ZM142 14L144 15V18H143V16H142ZM156 14H157V17H159V16H162L161 18H160V20H161V22L160 21H158V20H156L157 22H155V21H153L154 20V18L153 17H155L156 16ZM160 14V15H159ZM163 14H165V15H163ZM234 14V15H233ZM245 14V15H244ZM258 14L260 15L259 17H258ZM15 15L17 16L18 15V13H17V11L15 12ZM46 15V14H45ZM155 15V16H154ZM159 15V16H158ZM180 17H179V16ZM186 15H187V20H186ZM240 15V16H239ZM263 15V16H262ZM34 16H36V18L34 17ZM69 16V17H68ZM125 16H128V13L125 15ZM125 16H124V18H122V20H121V22L122 21H125L126 20V18H125ZM163 16H165V17H163ZM182 16L183 17H185V21L183 20L184 18H182ZM32 17L33 18H35V20L33 19L32 20ZM59 17H60V20H59ZM61 17H65L66 18V20H69L68 22H66V21H64L65 20V18H64V20H62L61 19ZM68 17V18H67ZM166 17H167V19H166ZM175 17V18H174ZM189 17V18H188ZM199 17V18H198ZM226 17V18H225ZM244 17H246V18H244ZM261 17V18H260ZM31 18V19H30ZM149 18V19H148ZM166 21H164L163 19ZM198 18V19H197ZM250 20H249V19ZM253 18V19H252ZM259 18V19H258ZM263 18V19H262ZM120 19V20H119ZM125 19V20H124ZM170 19H172V20H170ZM173 19H174V22H173ZM190 19V20H189ZM197 19V20H196ZM211 19V20H210ZM237 19H238V21L240 22H238L237 21ZM263 21H261V20ZM64 21V22H62V21ZM138 20V21H137ZM141 22H140V21ZM162 20L164 21V23L162 22ZM167 20H169V21H167ZM176 20V21H175ZM201 20V19H200ZM214 20V21H213ZM234 20H235V22H234ZM246 20H247V22H246ZM254 22V23H252V21ZM31 21H34V23L33 22H31ZM40 21H42V20H40ZM57 21H59L58 23H57ZM119 21V22H118ZM145 21V22H144ZM154 22V23H152V22ZM171 21H172V23H171ZM199 21V26L197 25V26H195V25H193V22L195 23V22H198ZM210 21H212V22H210ZM234 23H233V22ZM249 21H251V23H249ZM27 23V25H26V23ZM61 22V23H60ZM118 22V23H117ZM120 22V23H121ZM141 24H140V23ZM150 22V23H149ZM167 22H170V23H167ZM184 22V23H183ZM215 22V23H214ZM219 22V23H218ZM237 22V23H236ZM241 22H243V23H241ZM32 23H33V25H32ZM59 23L61 24V26L59 25ZM63 23V24H62ZM70 23V22H69ZM156 23V24H155ZM162 23H163V26L162 27H164L163 29L161 28V25H162ZM221 23V24H220ZM226 23V24H225ZM229 23V24H228ZM233 24V36H230V34H229V36L226 34L225 36H224V34H220V31H219V33L217 34V31L219 30V29H221V32L222 31H226V29H230V26ZM239 23V24H238ZM246 23H248V24H246ZM57 24L59 25L58 27H57ZM137 24V25H138ZM160 24V25H159ZM170 24V25H169ZM174 24V25H173ZM209 24V25H208ZM214 24V25H213ZM245 24V25H244ZM252 24V25H251ZM30 25H32V26H30ZM35 25V26H34ZM156 25H158V27L156 26ZM173 25V26H172ZM189 25V26H188ZM213 25V26H212ZM216 25V26H215ZM219 26V29H218V26ZM228 25H229V27H228ZM237 25H239V26H237ZM263 25V26H262ZM21 26V27H20ZM34 26V27H33ZM107 26V25H106ZM114 26H116V28L114 27ZM118 26H119V28H118ZM137 27V28H140V27ZM143 26V25H142ZM149 26V28H148V26H146L148 29H153V27L151 26L150 27ZM193 26V27H192ZM224 26V27H223ZM245 26V27H244ZM10 27V28H11ZM26 27V28H25ZM36 27V28H35ZM114 27V28H113ZM124 27H126V28H124ZM144 28H146L145 27V25L143 26ZM156 27L157 28H159V29H157L156 30ZM170 27V28H169ZM173 27V28H172ZM225 29H223V28ZM14 28H16L15 29V31H14ZM17 28H19V29H21V31H19V29L17 30ZM29 29L30 30V32H29V30H25V29ZM62 28V29H61ZM172 28V29H171ZM188 28H189V30H188ZM238 28H240V29H238ZM246 28H247V30H246ZM33 29V30H32ZM58 29H59V31H58ZM142 30V28L139 30L140 32H141V30L143 31V32H141V33H146L147 31L149 32V31H151V30ZM165 29V30H164ZM168 31H167V30ZM190 29H191V32H190ZM236 29V30H235ZM22 30H25V31H22ZM31 30H32V32H31ZM57 30V31H56ZM159 30V31H158ZM163 30V31H162ZM185 30V31H184ZM187 30V31H186ZM207 30V31H206ZM217 30V31H216ZM240 30V31H239ZM242 30V31H241ZM36 31H34L33 33H34V35H35V33H36ZM156 31H158L160 34H158V32H156ZM164 31H166V33L164 32ZM234 31L239 35H237L236 36V33H234ZM244 31V32H243ZM37 32V33H38ZM139 32V33H140ZM148 32H147V34H148ZM161 32H163V33H161ZM187 32V33H186ZM243 32V33H242ZM22 33H25L24 35L22 34ZM27 33H29V34H27ZM42 33V32H41ZM44 33V32H43ZM149 33H151V32H149ZM189 33V34H188ZM22 34V35H21ZM188 34V35H187ZM231 34V35H232ZM244 34H245V36H244ZM256 34V35H255ZM130 35V34H129ZM190 35H191V37H190ZM26 36H28V37H26ZM128 36V35H127ZM160 36V37H159ZM175 36V35H174ZM211 36V37H210ZM236 36V37H235ZM241 36V37H240ZM262 36V37H261ZM46 37V38H45ZM111 37V36H110ZM129 37V36H128ZM131 37V36H130ZM129 37V38H130ZM152 37V38H153ZM225 37V40L223 39ZM231 37V38H230ZM240 37V38H239ZM17 38V39H16ZM19 38V39H18ZM23 38H26V39H23ZM27 38H29V40L27 39ZM40 38L38 39V42L39 43H41V41H39L40 40ZM53 38V39H52ZM218 38V39H217ZM246 38V39H245ZM14 39V40H13ZM110 39V38H109ZM112 40H113V38H111ZM203 39V40H202ZM242 39V40H241ZM15 40H18V41H15ZM27 40V41H26ZM50 41V43L49 42H47V41ZM58 40V41H57ZM111 40V41H112ZM144 40L146 41V42H144ZM181 40V41H180ZM194 42H193V41ZM220 40V41H219ZM224 40V41H223ZM8 41H7V45H8ZM22 41V42H21ZM32 41H33V45H29V44H32ZM51 41H53L52 43H51ZM56 41H57V43H56ZM154 41H156V42H154ZM185 41V42H184ZM192 41V42H191ZM211 41V42H210ZM13 42L15 43V45L13 44ZM18 42V43H17ZM26 42H28V44L26 43ZM63 43H67V41H62ZM61 42V44H63ZM113 42V41H112ZM111 42V43H112ZM199 42V43H198ZM205 42V43H204ZM207 42H208V44H207ZM240 42V43H239ZM260 42H262V43H260ZM10 43H11V45H10ZM22 43H24V44H22ZM162 43H164V41L162 42ZM187 43V44H186ZM201 43V44H200ZM202 43H204L205 45H203ZM215 43V44H214ZM231 43V44H230ZM157 44V43H156ZM207 44V45H206ZM214 44V45H213ZM237 44V45H236ZM263 44V45H262ZM24 45V46H23ZM28 45V46H27ZM51 45V46H50ZM64 45V44H63ZM76 45H78V46H76ZM139 45V46H140ZM175 45H177V46H175ZM179 45V46H178ZM204 46V47H206V46H209V47H206L207 48V51H202V52H200L199 51V49L200 50H202L200 47L201 46ZM211 45H213V46H211ZM230 47H229V46ZM232 45V46H231ZM240 45V46H239ZM15 46H18V47H15ZM21 46V47H20ZM25 46L26 47H28L27 49H23V48H25ZM32 46V47H31ZM143 46H145V45H143ZM233 46H234V48H233ZM23 47V48H22ZM38 47V46H37ZM155 47V46H154ZM175 47V48H174ZM177 47V48H176ZM187 47V48H186ZM199 47V48H198ZM13 48V49H12ZM17 48V49H16ZM19 48V49H18ZM20 48H21V50H20ZM33 48V49H32ZM36 48V47H35ZM108 48H109V45H108ZM151 48V47H150ZM173 48V49H172ZM183 48V49H182ZM186 48V49H185ZM195 48H196V50H195ZM208 48H209V50H208ZM211 48V49H210ZM245 48V49H244ZM23 49V50H22ZM29 49V50H28ZM169 49V50H168ZM171 49V50H170ZM13 50H14V53L16 52L17 53V55H15L14 53H13ZM189 50V51H188ZM235 50V51H234ZM22 53L23 51H24V53H22V55H24V57H22V55L20 56V57H22V58H20V57H18V55L20 54V52ZM25 51L27 52V53H25ZM89 51H91V49L90 50H88V52ZM165 51V52H164ZM169 53H168V52ZM184 51V52H183ZM10 52L11 53H13L12 55H15L16 57H17V59L15 58V56L13 57V56H11L10 55ZM98 52H100V51H98ZM127 52V54L128 55H125V59H124V57L122 58V56H124V54H126L125 53V51H123V52H119V53H117V55H115V57H113L114 59V61L115 62H112L113 63V66L111 67V68H106V70L105 69H103V71H102V73L104 74H101L100 73V75H99V77H101V75H103L104 77H101V79L102 80H107V78L109 77L110 79H108L107 80V82L105 81V83H110V81H111V83L113 82V84H117V82H114V80H115V78H114V75L115 76H118L119 75V73L121 74V72H124L125 73V70H121V68H123L124 66H123V64H124V61L126 62L132 55H134V53H135V56L137 55L136 54V51H134V53L133 52H130V51H126ZM139 51H137V53H138ZM147 52H150V51H147ZM153 52H156V51H153ZM172 52V53H171ZM180 52V53H179ZM189 52V53H188ZM206 52V53H205ZM101 53V52H100ZM113 53H115V52H113ZM123 53V54H122ZM132 53V54H131ZM199 53H200V56H199ZM202 53V54H201ZM174 54V55H173ZM181 54V55H180ZM183 54V55H182ZM96 55V54H95ZM94 55V56H95ZM129 55H131V56H129ZM151 55H153L154 56V54H151ZM176 55H177V57H176ZM210 55V56H209ZM219 55V56H218ZM244 55V56H243ZM29 56V57H28ZM114 56V55H113ZM117 56V57H116ZM128 56H129V58H128ZM173 56V57H172ZM196 56H198V57H196ZM208 56V57H207ZM248 56V57H247ZM10 57L12 58V59H10ZM96 57V56H95ZM151 57V56H150ZM176 57V58H175ZM183 57V58H182ZM190 57V58H189ZM194 57V58H193ZM18 58H19V60H18ZM171 58V59H170ZM199 58H201V60L199 59ZM214 58V59H213ZM162 59V58H161ZM173 59V60H172ZM179 59V60H178ZM193 59V60H192ZM196 59H197V61H196ZM199 59V60H198ZM218 59V60H217ZM12 60H14V61H12ZM16 60H18V62L16 61ZM118 60V61H117ZM120 60V61H119ZM121 60L123 61L122 63H121ZM152 59H149V61H151ZM170 60V61H169ZM183 60V61H182ZM237 60V61H236ZM11 61V62H10ZM180 61V62H179ZM211 61V62H210ZM222 61V62H221ZM8 62V63H7ZM199 62V63H198ZM201 62V63H200ZM203 62V63H202ZM224 62V63H223ZM12 63H14V64H12ZM17 63V64H16ZM118 63H120V64H118ZM145 63V62H144ZM146 63L147 64H149V62H147L146 61ZM182 63H184V64H182ZM190 63H191V65H190ZM216 63V64H215ZM6 64V65H5ZM10 64V65H9ZM15 64L17 65L16 67H14L15 66ZM185 64H188V69H186L187 67H184V65ZM193 64H195V66H193ZM207 64V65H206ZM222 64V65H221ZM121 65L123 66V67H121ZM204 65V66H203ZM208 65H209V67H208ZM4 66V67H3ZM7 66H8V68H7ZM11 68H13V69H11ZM24 66H26V67H24ZM32 67V68H30L29 69V67ZM119 68H118V67ZM179 66H181L180 68H179ZM214 66V67H213ZM3 67V68H2ZM23 67H24V69H23ZM172 67V68H171ZM182 67H184V69L185 70H183V68ZM194 69H193V68ZM204 67H206L205 69L206 70H208V69H211V73H207L205 76L203 75L202 76V73H203V71H206V70H204ZM5 68V69H4ZM17 70V71H13V70H15V69ZM18 68V69H17ZM20 68V69H19ZM27 68V69H26ZM116 68H118V69H120V70H116ZM178 68V69H177ZM191 68V69H190ZM196 68V69H195ZM198 68V69H197ZM203 70H202V69ZM208 68V69H207ZM225 68V69H224ZM255 68V69H254ZM7 69V70H6ZM114 70V72H113V70ZM5 70V71H4ZM12 70V71H11ZM21 70H22V72H21ZM26 70V72L24 73V74H21V73H23V71H25ZM79 70V69H78ZM109 70V71H108ZM178 72H177V71ZM193 70V71H192ZM196 70H197V72H196ZM201 70H202V72H201ZM214 70V71H213ZM229 70V71H228ZM244 70V71H243ZM7 71V72H6ZM112 71V72H111ZM175 71H176V74H175ZM180 71V72H179ZM185 71H186V73H187V76L188 77H186V73H185ZM188 71V72H187ZM222 71V72H221ZM18 72H20V73H18ZM119 72V73H118ZM244 72V73H243ZM7 73V74H6ZM56 73V71L53 73V75ZM109 73V74H108ZM112 73V74H111ZM124 73H122V75L124 74ZM127 73V72H126ZM166 73H167V75H166ZM182 73V74H181ZM185 73V74H184ZM188 73H190V74H188ZM195 73H196V75H195ZM213 73V74H212ZM221 73V74H220ZM227 73V74H226ZM243 73V74H242ZM12 74L13 76H10V75ZM20 74V75H19ZM179 74V75H178ZM184 74V75H183ZM198 74H200V75H198ZM228 74H231V75H228ZM245 74V75H244ZM4 75V77H6L7 75V77L5 78L6 80H4L3 78L4 77H1V76H3ZM57 75L58 76H60V74L59 73H57ZM106 75L108 76V77H106ZM166 75V76H165ZM190 75V76H189ZM198 75V76H197ZM244 75V76H243ZM111 76V77H110ZM124 76L126 77V76H128L127 74H124ZM196 76H197V79H195L196 78ZM228 76V77H227ZM241 76V77H240ZM125 77H124V80H125ZM182 77V78H181ZM190 77V78H189ZM204 77V78H203ZM224 77V78H223ZM230 77V78H229ZM170 78H172V77H170ZM169 78V79H170ZM200 78V80H198ZM114 79V80H113ZM113 80V81H112ZM165 80H164V82H165ZM197 80H198V82H197ZM109 81V82H108ZM119 81H123V79L121 78V79H119ZM200 81V82H199ZM209 81V82H208ZM225 81V82H224ZM227 81V82H226ZM163 82V81H162ZM212 82V83H211ZM235 83V84H234ZM55 84H59V82L58 81H55ZM210 84V86L208 87V85ZM115 85H110L111 87H114ZM148 85H150V84H148ZM218 85V86H217ZM221 85V86H220ZM207 87V90H206V88H203V87ZM220 86V87H219ZM171 87V88H170ZM211 87V88H210ZM240 87V88H239ZM12 89L11 91H9V89ZM95 88V87H94ZM99 88V85L98 86H96V88L95 89H98ZM153 88V87H152ZM175 88V87H174ZM174 88L172 89V91L174 90ZM202 88V89H201ZM238 88V89H237ZM260 88V89H259ZM154 89V88H153ZM205 89V91H203ZM161 90H162V92H161ZM230 90V91H229ZM6 91H8L7 93H6ZM164 91V92H163ZM200 91H201V93H200ZM207 91V92H206ZM244 91V92H243ZM180 92H181V90H180ZM228 93V94H227ZM198 94V95H197ZM239 94V95H238ZM166 95V96H165ZM157 96V97H156ZM169 96V97H168ZM197 96V97H196ZM223 96H224V98H223ZM226 96H227V98H226ZM53 99H55L56 97H57V94L56 93H52V96H51ZM164 97V98H163ZM168 97V98H167ZM158 98H161L160 99V101L158 102L157 100H159ZM166 98V99H165ZM155 99H157L156 101H157V103H156V101H154ZM165 99V100H164ZM214 99V100H213ZM107 100H109V99H107ZM161 100H164V101H161ZM181 100H183V101H181ZM151 101H148V102H151ZM190 103H189V102ZM220 101V102H219ZM22 102V100L20 101V103ZM154 102V103H153ZM163 102V103H162ZM177 102V101H176ZM205 102V103H204ZM216 102H217V104H216ZM159 106V108L157 107V105ZM219 103V104H218ZM163 104V105H162ZM174 104H175V108H177L176 110H175V108H174ZM180 105V106H179ZM190 105V106H189ZM210 105V106H209ZM214 105V106H213ZM147 106H148V108H147ZM150 106V107H149ZM177 106V107H176ZM222 106V107H221ZM100 107V106H99ZM144 107H146L147 108V111H145L144 110ZM156 107H157V109H156ZM171 107V108H172ZM206 107V108H205ZM90 108V107H89ZM153 108H155L156 110H154ZM52 109V108H51ZM99 109V108H98ZM152 110V111H150V110ZM263 109V110H262ZM100 110V109H99ZM154 110V111H153ZM176 112H174V111ZM199 110V111H198ZM209 110V111H208ZM218 110V111H217ZM16 110H14L12 113H14ZM125 111V110H124ZM125 111V112H126ZM139 111V112H138ZM146 112V116L144 115V113ZM152 112V113H150V112ZM157 111V112H156ZM100 112V111H99ZM137 112V113H136ZM142 114H141V113ZM154 112V113H153ZM174 114V116L172 115V113ZM181 112V113H180ZM262 112V113H261ZM88 113H90V111L89 112H86V114H88ZM159 113V114H158ZM165 113V112H164ZM177 113H179V114H177ZM183 113V114H182ZM211 113V114H210ZM136 114H140V116H136ZM150 114H154V115H152V116H155V114L157 115H159V116H157V118L158 119H156V122L151 118L152 116L150 115ZM11 115V111L9 112V116ZM90 115H91V113H90ZM147 115L148 116H151L150 118L152 119V122H151V119L150 120H148L149 119V117H147ZM162 115V116H161ZM91 116H93V115H91ZM142 116V117H141ZM147 117V118H145V117ZM163 116H165L164 118H163ZM168 116V117H167ZM179 118H178V117ZM235 116V117H234ZM12 117H14V115L12 116ZM96 117H97V115H96ZM176 117V118H175ZM185 117V118H184ZM141 118V119H140ZM143 118H145V120L143 119ZM160 118V119H159ZM193 118V119H192ZM140 119V120H139ZM143 119V120H142ZM175 119H177V120H175ZM179 119V120H178ZM185 119V120H184ZM169 120V121H168ZM181 120H183V121H181ZM191 120H192V122H191ZM44 121H45V119H44ZM43 121V122H44ZM130 121V122H129ZM141 121V123H139ZM144 121V122H143ZM162 121V120H161ZM170 121H171V123H170ZM180 121V122H179ZM160 122V123H159ZM169 123L170 124V126H169V124L167 125L166 123ZM173 122V123H172ZM139 123V124H138ZM144 123V124H143ZM76 124H79V126H81V124H82V122L80 121V122H76ZM112 125H113V123H111ZM116 124V123H115ZM118 124V123H117ZM148 124H146V125H148ZM166 124V125H165ZM180 126H179V125ZM187 124V125H186ZM141 125V126H142ZM155 125H153V126H155ZM172 125V126H171ZM173 125H175V126H173ZM176 125H178V126H176ZM119 126H121V125H118V128H119ZM182 126V127H181ZM202 126V127H201ZM206 126H207V128H206ZM215 126V127H214ZM232 126V127H231ZM135 127H137L138 129L136 130V128ZM165 127H168V128H165ZM180 127V128H179ZM198 127V128H197ZM4 127H0V130H2ZM34 127H32V129H33ZM135 128V129H134ZM165 128V129H164ZM174 128V129H173ZM179 128V129H178ZM221 128V129H220ZM96 130H94V129H92V131H91V133L93 134V138H94V136H95V138L94 139H96V137H97V139L96 140H93L92 139V142L94 143V144H97V145H99V146H102V148H106V147H110V146H108L109 144L107 143L106 144V142H105V144L104 145H102L103 144V140L105 139V135L102 133V130H101V128H95ZM99 129V130H98ZM134 129V130H133ZM171 129V130H170ZM178 129V130H177ZM180 129H182V130H180ZM193 129V130H192ZM202 129V130H201ZM206 129H207V131H206ZM132 130V131H131ZM139 130L141 131V132H139ZM163 130V131H162ZM219 132H218V131ZM221 130V131H220ZM174 131H176V132H174ZM180 131H181V133H180ZM227 131V132H226ZM95 132H96V134H95ZM100 132V133H99ZM124 132H125V130H124ZM135 132V133H134ZM139 132V133H138ZM170 132V133H169ZM193 132V133H192ZM263 132V133H262ZM10 134V136H12V135H14L15 134V132L14 131H10L9 132ZM13 133V134H12ZM165 133V134H164ZM168 133V134H167ZM187 133V134H186ZM215 133H217V134H215ZM101 134V135H100ZM174 134V135H173ZM189 134H191L190 135V137H189ZM205 134V135H204ZM52 135V132L49 134V136H51ZM141 135V134H140ZM175 135L177 136V138H178V141H177V138L175 137ZM179 135V136H178ZM184 135H185V137H184ZM213 135V136H212ZM101 136V137H100ZM158 136V137H157ZM160 136V137H159ZM174 136V137H173ZM184 138H183V137ZM157 137V138H156ZM179 137H180V140H179ZM191 137H192V139H191ZM217 137H218V139H217ZM99 138H103V140H102V143H100V141H99ZM156 138V139H155ZM165 138V139H164ZM175 138H176V142H174L175 141ZM191 139V140H190ZM159 140V141H158ZM165 140H167V141H165ZM263 140V141H262ZM154 143V141L156 142V143H152V142ZM199 141V142H198ZM205 141V142H204ZM133 142H135V141H133ZM162 142H164V143H162ZM169 143V144H167V143ZM194 142V143H193ZM216 144H215V143ZM174 143V144H173ZM180 143V142H179ZM212 143V144H211ZM258 143V144H257ZM193 144V145H192ZM215 144V145H214ZM163 145V146H162ZM173 145V146H172ZM262 145V146H261ZM128 145H125L123 148L125 149L126 147H127ZM165 146V147H164ZM190 146V147H189ZM196 146V147H195ZM227 146V147H226ZM249 146V147H248ZM254 146H256V147H254ZM261 146V147H260ZM171 147V148H170ZM189 147V148H188ZM191 147H193V148H191ZM259 147V148H258ZM122 148V149H123ZM142 148V146H139V148L137 147L136 148V150L138 149V150H140ZM255 148V149H254ZM257 148V149H256ZM152 149V151H150ZM175 149V150H174ZM193 149H195L194 151H193ZM211 149V150H210ZM227 149V150H226ZM96 150V149H95ZM95 150H93V151H95ZM171 150V151H172ZM187 152H186V151ZM258 150V151H257ZM93 151L91 152V154H94L93 153ZM125 151V150H124ZM147 151H148V153H147ZM160 151V150H159ZM192 151V154L190 153ZM196 151V152H195ZM154 152H156V153H154ZM182 152L184 153V155L182 154ZM209 152V153H208ZM253 152H255V153H253ZM146 153V154H145ZM203 153V154H202ZM249 153V154H248ZM155 155V156H152V155ZM178 154H179V157H177L178 156ZM190 154V155H189ZM205 154H207V155H205ZM210 154V155H209ZM216 154V155H215ZM253 154V155H252ZM152 156L153 158H151V157H149V156ZM186 155V156H185ZM221 156V157H220ZM147 157H149V158H147ZM184 157V158H183ZM202 157V158H201ZM205 157V158H204ZM183 158V159H182ZM217 158V160H215ZM172 159V161L170 162V160ZM178 159V160H177ZM181 159H182V161H181ZM207 159V160H206ZM213 159V160H212ZM243 159V160H242ZM142 160V161H143ZM147 160V161H148ZM151 160V161H150ZM183 160H186V161H188V162H186V161H183ZM203 160V161H202ZM220 160V161H219ZM222 160V161H221ZM247 160V161H246ZM205 161V162H204ZM216 161H219V163L218 162H216ZM172 162H174V163H172ZM178 164H177V163ZM190 162V163H189ZM194 162V163H193ZM200 162V163H199ZM221 162V163H220ZM148 163V162H147ZM147 163H146V165H147ZM176 163V164H175ZM202 163V164H201ZM206 163H208L207 164V166H205L206 165ZM214 163V164H213ZM215 163H216V165H215ZM225 163V164H224ZM257 163V164H256ZM180 164V165H179ZM182 164H184V165H182ZM200 164V165H199ZM211 164V165H210ZM221 164H223V165H221ZM145 165V163L143 164V166ZM149 165V164H148ZM173 165V166H172ZM175 165H177V166H175ZM190 165H191V167H190ZM202 165H203V167H204V169L202 168ZM213 165L216 167L217 165H219V166H217V168L215 169H213ZM224 165H226V166H224ZM243 165V166H242ZM248 165H249V167H248ZM150 166H151V164H150ZM150 166H149V168H150ZM168 166H169V168L170 169H168ZM171 166V167H170ZM184 166V168L186 169V170H184V168H182ZM210 166V167H209ZM212 166V167H211ZM152 168H153V166H151ZM155 167V166H154ZM157 167V166H156ZM173 167L175 168L174 170H173ZM180 167V168H179ZM206 167H208V170H210L211 172H209V171H207V168ZM223 167V168H225V169H227V168H229V170L227 169V170H225V169H221V168ZM227 167V168H226ZM248 167V168H247ZM148 168V169H149ZM152 168H150V170L152 169ZM189 169V171H188V169ZM193 169V171H192V169ZM198 168H200V170H201V172H199L200 170L198 169ZM206 168V169H205ZM218 168H219V170H218ZM232 169V173H230L231 172V169ZM238 168H239V170H238ZM240 168H242V169H240ZM165 169H166V171L168 170V172H166L165 173ZM181 169V172L180 171H178V170H180ZM194 169H197V170H194ZM203 169V170H202ZM238 171H237V170ZM149 170V171H150ZM152 170H154V169H152ZM155 170H157V168L155 169ZM170 170V171H169ZM206 170V171H205ZM217 170L218 171H220V170H222V171H220V173L219 172H217ZM235 170H236V172H235ZM253 170V171H252ZM175 171V172H174ZM187 173H185V172ZM192 171V172H191ZM198 171V174L196 173ZM205 171V172H204ZM215 173H214V172ZM225 171V172H224ZM229 171V172H228ZM235 173H234V172ZM242 171V172H241ZM174 172V173H173ZM177 172H180V173H177ZM192 173V174H190V173ZM218 174H217V173ZM224 172V173H223ZM226 172H227V174H226ZM168 173V175H169V173H171L170 175L173 177V180L176 178V179H179V181L180 182H178L176 179L172 182V178L171 177H169L168 178V176L166 175ZM176 173V174H175ZM182 173V174H181ZM203 173H205V174H203ZM211 173H214L213 175H211ZM229 173V174H228ZM173 174V175H172ZM201 174V175H200ZM203 174V175H202ZM223 175L222 177L220 176V175ZM225 174H226V176H225ZM233 176H232V175ZM168 178H165V176ZM177 175V176H176ZM178 175H179V177H178ZM190 175H191V177H190ZM206 175L207 176H211V181H210V176L209 177H206ZM230 175V176H229ZM247 175V176H246ZM153 176V177H154ZM180 176L182 177L181 178V180H180ZM187 176V177H186ZM188 176H189V178H188ZM198 176H200V177H198ZM201 176H202V178H205V179H202L201 178ZM203 176H205V177H203ZM216 176V177H215ZM225 176V177H224ZM76 177H80V176H77V174H74L73 175V179L74 178H76ZM195 177V178H194ZM217 177H219L218 179H217ZM221 177V178H220ZM227 177V178H226ZM228 177L231 179L232 177V183L230 182L229 184H227V180H228ZM162 178H164V180L162 179ZM183 178L186 180H183ZM201 178V180H200V182H203L205 185H203V186H205V188H206V186L207 185H210V184H212V185H218L219 187H220V189H219V192H217L218 193V195L217 196H219V197H217V198H215L214 200L212 199V197L211 196H209V195H207V193H202L201 194V196L202 197H200L198 200H195L193 203H191V204H189L190 206H188V204L186 205V203H184V202H188V200L187 199H189L190 198V196L192 195V193H194V192H196L197 190L196 189H198V191L199 190H202V189H204V187L202 188V185L201 184H203V183H200L198 180ZM207 178L209 179V181L207 180ZM215 178V179H214ZM245 178V179H244ZM165 179H167V180H165ZM190 179H191V181H190ZM195 179V180H194ZM212 179H214V180H212ZM225 179H227L226 180V182H225ZM23 181H22V183L20 182V186L21 185H23L24 183H25V178L24 179H22ZM171 181V182H169V181ZM183 180V181H182ZM236 180V181H235ZM241 180V181H240ZM177 181V182H176ZM189 181V182H188ZM195 181V182H194ZM197 181V182H196ZM206 183H205V182ZM221 181V182H220ZM222 181L224 182L222 185L220 184V183H222ZM250 181V182H249ZM152 182V181H151ZM163 182H159L158 184H159V186L163 183ZM178 183V184H173V183ZM186 182L187 183H189V189H188V184H186ZM209 182H211L210 184H208ZM213 182H217V184H215V183H213ZM220 182V183H219ZM235 182V183H234ZM237 182V183H236ZM246 182V183H245ZM161 183V184H160ZM180 183V184H179ZM184 183V185H182ZM193 183V184H192ZM200 183V184H199ZM225 183H226V185H225ZM234 183V184H233ZM186 184V185H185ZM197 185V184H199V187H197V186H195V185ZM207 184V185H206ZM177 185H179V186H177ZM221 185V186H220ZM236 185V186H235ZM181 186V187H180ZM200 186H201V188H200ZM224 186V187H223ZM257 186V187H256ZM22 187V186H21ZM21 187H19L18 189H17V191H16V193L21 189ZM182 187H184V188H182ZM197 187V188H196ZM222 187V188H221ZM242 187V188H241ZM256 187V188H255ZM27 188H29V187H27ZM190 188H191V190H190ZM250 188V189H249ZM263 188V189H262ZM29 189H31V188H29ZM186 189V190H185ZM192 189L194 190V191H192ZM248 189V190H247ZM256 189V190H255ZM223 190V191H222ZM234 190V191H233ZM244 190V191H243ZM262 191V193H261V191ZM222 191V192H221ZM227 191V192H226ZM229 191V192H228ZM236 191V192H235ZM239 191V192H238ZM174 192V191H173ZM173 192H171L172 193V196L173 195H175V193L173 194ZM185 192H188V194H190V196H188V194L187 193H185ZM242 192V193H241ZM15 193V194H16ZM224 195H223V194ZM236 193V194H235ZM244 193V194H243ZM186 194H187V196H186ZM249 194H251V195H249ZM185 195V196H184ZM246 195V196H245ZM182 196L184 197V198H182ZM231 196H233L234 197V199H233V197H231ZM236 196V197H235ZM237 196H238V198H240L239 200H241V203L238 201V198H237ZM248 196V197H247ZM255 196L257 197V199H255ZM262 196V197H261ZM76 197H78V194H76ZM224 197H225V199H224ZM8 199H9V196L7 197ZM6 197H5V199H7ZM179 198V199H178ZM220 198V199H219ZM222 198V199H221ZM236 198V199H235ZM242 198H244V199H242ZM249 198V199H248ZM7 199V200H8ZM181 199V200H180ZM186 199V200H185ZM217 199H219V200H217ZM225 201H224V200ZM255 199V202H253V200ZM259 199V200H258ZM260 199H261V202H259L260 201ZM180 200V201H179ZM213 200V201H212ZM216 200V201H215ZM236 200V201H235ZM248 200H249V202H248ZM252 200V201H251ZM258 200V201H257ZM179 201V202H178ZM218 201H220V204H221V202H222V204L220 205L219 204V202ZM232 201V202H231ZM234 201V202H233ZM243 201H244V203H243ZM257 201V202H256ZM213 202H214V204H213ZM217 202V203H216ZM235 202L237 203V205L235 204ZM246 202H247V204H246ZM258 202H259V204L260 205H258ZM179 203V204H178ZM202 203L204 204V207L203 208H206V209H203L202 208ZM212 203V204H211ZM215 203H216V205H215ZM234 203V204H233ZM248 203H251V204H248ZM253 203V204H252ZM256 203V204H255ZM263 203V204H262ZM184 204H185V206H184ZM211 204V205H210ZM255 204V205H254ZM181 205V206H182ZM223 205V206H222ZM236 205V206H235ZM240 205V206H239ZM241 205H243V206H241ZM247 205H248V207H247ZM212 206V207H211ZM257 206V207H256ZM260 206H261V208H260ZM215 207V208H214ZM240 207H245V208H242V209H239ZM220 210H219V209ZM250 208H251V210H250ZM200 209H203V210H205V211H203L202 210V215H201V213L200 212H197L198 210H200ZM234 209V210H233ZM243 209H245V210H243ZM246 209H249L250 210V213H248L249 212V210H247V212H246ZM256 209V210H255ZM195 210V211H194ZM208 212H207V211ZM213 210V211H212ZM217 210V211H216ZM222 210V211H221ZM226 210V211H225ZM239 210H241V212L239 213L238 211ZM194 212V213H189V212ZM210 211H212V215L210 214L211 212ZM231 211V212H230ZM237 211V212H236ZM197 212V213H196ZM207 212V213H206ZM223 212V213H222ZM254 212V213H253ZM200 214V216H199V214ZM204 213V214H203ZM209 213V214H208ZM216 213H221V214H219V215H221V216H219L218 214H216ZM242 213V214H241ZM254 215H253V214ZM186 214V215H187ZM195 214H197V215H195ZM224 214V215H223ZM231 214V215H230ZM237 214H238V217H236L237 216ZM247 214H251V215H248L247 216ZM195 215V216H194ZM208 215V218H206V217H204V216H207ZM211 215V216H210ZM217 215V216H216ZM232 215H233V217H232ZM236 215V216H235ZM262 215V216H261ZM196 216H197V219L199 218L200 219V217L203 219H201V220H199L198 219V221H197V219H196ZM199 216V217H198ZM210 216V217H209ZM216 216V217H215ZM224 216V217H223ZM228 216H231V218L229 217L228 218ZM234 216H235V218H234ZM239 216H241V218L239 217ZM246 216V217H245ZM195 217V218H194ZM220 217V218H219ZM222 217H223V220H221L222 219ZM191 218V220L193 221H191V220H189ZM194 220H193V219ZM210 218H213V219H210ZM216 218V219H215ZM217 218H219V219H217ZM226 218H228L227 220H228V222H229V220L230 221H232L233 223H228L227 222V220H225ZM232 218H234L233 220H231ZM238 219L237 220V222H235V219ZM250 218V219H249ZM9 219H11L12 220V217H9ZM208 219V221L206 222V220ZM205 220V221H204ZM211 220H213L212 222H211ZM214 220L216 221L215 223H214ZM220 220V221H219ZM226 221V224L224 223L225 221ZM262 220V221H261ZM195 221V222H194ZM203 221V222H202ZM219 221V222H218ZM224 221V222H223ZM196 222H199L198 224H200L201 226H202V223H203V225L206 227H204V226H202L201 228L204 230H202L201 231V228H199V226L200 225H198ZM204 222H205V224H204ZM239 222H240V225H239ZM243 222V223H242ZM259 222V223H258ZM262 222V223H261ZM189 223V224H188ZM193 223H196L197 225L195 226H193L192 224ZM217 223V224H216ZM220 223H221V225H220ZM237 223V224H236ZM182 224H184V225H182ZM187 224V226L189 225L190 227H197V229L195 228H193L192 227V229L193 230H190L191 228L190 227H187L188 229H189V232H188V229L185 227V225ZM191 224V225H190ZM212 224V225H211ZM222 224H224V225H222ZM230 224V225H229ZM231 224H232V226H231ZM233 224H234V227L236 228H234L235 230V233L233 232ZM235 225H239L238 226V228H237V226H235ZM210 226V227H209ZM220 226H221V228H220ZM223 226V227H222ZM243 226V227H242ZM250 226V227H249ZM254 226V227H253ZM180 227V226H179ZM213 227V228H212ZM218 229H217V228ZM228 227H230V229L228 228ZM252 227V228H251ZM261 227V230L263 231H260V228ZM225 228H226V230H225ZM253 228H254V230H253ZM258 228V230H256ZM207 229V230H206ZM214 229V230H213ZM217 229V230H216ZM219 229H221V230H223V231H221V230H219ZM238 229V230H237ZM248 229H249V232H248ZM230 230V231H229ZM240 230V231H239ZM199 231H200V233H199ZM225 231H227V232H225ZM254 231H257V233L255 234V232ZM187 232V233H186ZM213 232V233H212ZM224 232H225V234H227L226 236H225V234H224ZM233 233V235H232V233ZM252 232L254 233V235H257L256 237L253 235H250V234H252ZM260 233H261V235H260ZM187 234H189L190 236H187ZM197 234V235H196ZM208 234H210L211 235V237H210V235H208ZM219 234V235H218ZM230 234V235H229ZM215 235V234H214ZM228 235L230 236L229 237V239H228ZM238 235V236H237ZM247 236V237H245V240H244V236ZM250 235V236H249ZM259 235H260V237H259ZM183 236V237H182ZM192 236V237H191ZM232 236V237H231ZM243 236V237H242ZM248 236L249 237H254L255 239H253L252 237L251 238H248ZM191 237V238H190ZM241 237V238H240ZM262 237V238H261ZM190 238V239H189ZM206 238H207V241H206ZM210 238H211V240H210ZM247 238L249 239V240H247ZM193 239V240H192ZM200 239H202V241L200 240ZM208 239L210 240L209 242H208ZM235 239V240H234ZM236 239H239V240H237L236 241ZM260 239H262L261 241H263V242H261L260 241ZM244 240V241H243ZM253 240H255V241H253L254 243H252V241ZM189 241H190V243H192L191 241H193V245H191L190 243H189ZM199 241H201V243L199 242ZM205 241V242H204ZM236 241V242H235ZM241 241H242V243H241ZM248 241H250L251 243H249ZM247 243L248 242V244H249V246H247L245 243ZM261 242V243H260ZM186 243H188L187 245H186ZM195 243H199V245L198 244H196L195 245ZM207 245H206V244ZM239 243H240V245H239ZM201 244H203V245H201ZM258 244H259V246H258ZM262 245V247H261V245ZM191 245V246H190ZM203 247H201V246ZM237 245V246H236ZM195 246V247H194ZM199 246V247H198ZM205 246H207L206 248H205ZM240 246V247H239ZM254 246V247H253ZM257 246V247H256ZM196 247H198V248H196ZM195 248V249H194ZM202 248V249H201ZM250 248H252L251 250H250ZM256 248H257V250H256ZM193 249V250H192ZM246 249H249L248 251L246 250ZM261 249V250H260ZM244 250V251H243ZM200 251H201V253H200ZM247 251V255L245 254V252ZM253 251V252H252ZM257 251V252H256ZM249 252H250V254H249ZM259 252V253H258ZM262 252H263V254H262ZM244 253V254H243ZM258 255H257V254ZM242 254V255H241ZM254 254L256 255L255 257H254ZM197 255H198V258H197ZM245 257H244V256ZM249 255H250V257H249ZM240 256V257H239ZM261 256V257H260ZM230 257H232V259L234 258V262H232L233 260L230 258ZM240 258V259H238V258ZM242 257V258H241ZM248 257H249V259H248ZM258 259H257V258ZM231 259V261H230V259ZM243 258H244V260H243ZM247 258V259H246ZM251 258H254L253 260L251 259ZM242 259V260H241ZM200 261H202V260H200ZM200 261H199V263H200ZM238 261V262H237ZM245 261V262H244ZM248 261H249V263H248ZM261 261V262H260ZM231 262V263H230ZM263 262V263H262Z\"/></svg>", "mask_w": 264, "mask_h": 264}]
</instances>
